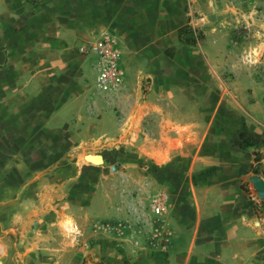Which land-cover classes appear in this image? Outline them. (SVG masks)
<instances>
[{
    "label": "crops",
    "instance_id": "obj_1",
    "mask_svg": "<svg viewBox=\"0 0 264 264\" xmlns=\"http://www.w3.org/2000/svg\"><path fill=\"white\" fill-rule=\"evenodd\" d=\"M60 2V13L74 16L76 51L104 36L117 41L129 74L122 120L138 126L129 141L154 168L166 208L136 243L128 221L123 250L100 241L90 248L86 238L114 234V206L95 197L98 183L51 180L67 167L32 160L67 158L100 137L84 61L68 71L67 37L55 64L51 52L26 55L25 67L0 50V264H264V201L252 200L250 182L264 181V77L225 59L233 39L243 64L238 0ZM186 27L202 31L199 42L181 40ZM202 59L210 69L198 67ZM110 122L120 129L117 117Z\"/></svg>",
    "mask_w": 264,
    "mask_h": 264
},
{
    "label": "rangeland",
    "instance_id": "obj_2",
    "mask_svg": "<svg viewBox=\"0 0 264 264\" xmlns=\"http://www.w3.org/2000/svg\"><path fill=\"white\" fill-rule=\"evenodd\" d=\"M60 1L0 0V50H12L18 63H22L25 67L28 65L26 55L51 52L55 64L59 63V56L62 54L58 46L59 39L67 37V53L64 52L63 55H66L64 57L68 59V71H77V62L84 61V67L81 68L80 73L91 95L88 114L97 123L101 132L100 137L97 140L90 139L78 143L67 158L36 157L32 160L37 165L42 164L43 161L46 164L52 161L54 166L56 164V166L67 167V173L48 174L47 177H50L51 180L74 176L80 177L82 181L98 183L99 190L93 193L95 197L109 201L115 208L116 220L109 227L114 232V236L102 235L98 239L86 238L85 242L90 248L100 241L106 246L112 245L123 250L127 243L124 226L126 224L129 226L128 221L134 228V243H136L139 241L141 232L144 235L148 230L146 229L147 225L148 228L149 224L155 225L157 218L162 216V214L156 216L152 212L153 201L159 195L160 190L156 187L154 168L150 166L147 157H143L140 143L129 141L128 134L133 130L138 132V126L131 128L129 125V127L124 125L122 120L124 110L120 106L122 103L120 100L123 99L121 89L118 96L115 94L103 95L95 91L96 56L92 54L83 56L76 51L74 29H70L68 24L71 21L68 19L73 18L74 20V16L60 13ZM237 6L241 12V20L238 21V24H243V42L245 43L241 53L243 64L237 59L239 49L233 43V39L227 40L228 43L225 42L228 45L225 48L229 47L232 51L225 59L230 64L236 60L235 69L238 71L250 70L264 77V0H238ZM190 31L189 36L194 39V43L199 42L202 31ZM48 39L55 42L56 46L46 45ZM255 43L258 45H254ZM257 49L259 50L255 52ZM198 67L210 69L206 59H202L198 63ZM58 68V66L54 67V69ZM128 75V73L125 75V79ZM179 112H182L183 115L185 110L181 109ZM204 112L202 111L203 116ZM114 117H117L121 122L120 129L118 125L111 124L110 120ZM37 145H39L37 148L40 149L41 145ZM87 154L101 155L103 162L93 165L84 159ZM79 165L87 169L81 176L75 175V169H70V167ZM41 176L43 175L37 177ZM130 262L131 260L125 261V264H130Z\"/></svg>",
    "mask_w": 264,
    "mask_h": 264
},
{
    "label": "built area",
    "instance_id": "obj_3",
    "mask_svg": "<svg viewBox=\"0 0 264 264\" xmlns=\"http://www.w3.org/2000/svg\"><path fill=\"white\" fill-rule=\"evenodd\" d=\"M77 52L83 56L90 54L96 56L95 91L97 93L112 95L120 90L125 79V69L121 63V51L114 38L104 36L94 41L84 42L77 47ZM252 200L260 202L256 195L252 197ZM165 208V200L159 193L153 201L152 212L154 215H161Z\"/></svg>",
    "mask_w": 264,
    "mask_h": 264
},
{
    "label": "water",
    "instance_id": "obj_4",
    "mask_svg": "<svg viewBox=\"0 0 264 264\" xmlns=\"http://www.w3.org/2000/svg\"><path fill=\"white\" fill-rule=\"evenodd\" d=\"M84 159L93 165H99L103 162V157L101 155H85ZM250 182L257 193L259 201H264V181L260 177H251Z\"/></svg>",
    "mask_w": 264,
    "mask_h": 264
},
{
    "label": "trees",
    "instance_id": "obj_5",
    "mask_svg": "<svg viewBox=\"0 0 264 264\" xmlns=\"http://www.w3.org/2000/svg\"><path fill=\"white\" fill-rule=\"evenodd\" d=\"M190 33H191L190 28L189 27H186L183 30V32L181 33V36H180L181 40L182 41H185L187 43H194L195 42L194 39L189 36ZM242 138L245 140L244 141L245 144H247L246 143L247 142V139L244 136H242Z\"/></svg>",
    "mask_w": 264,
    "mask_h": 264
},
{
    "label": "bare ground",
    "instance_id": "obj_6",
    "mask_svg": "<svg viewBox=\"0 0 264 264\" xmlns=\"http://www.w3.org/2000/svg\"><path fill=\"white\" fill-rule=\"evenodd\" d=\"M92 155H94V154H92Z\"/></svg>",
    "mask_w": 264,
    "mask_h": 264
}]
</instances>
